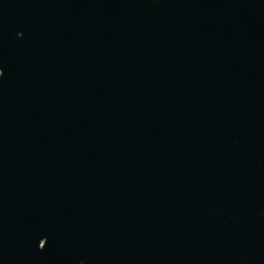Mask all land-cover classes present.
Here are the masks:
<instances>
[{"label":"water","instance_id":"1","mask_svg":"<svg viewBox=\"0 0 264 264\" xmlns=\"http://www.w3.org/2000/svg\"><path fill=\"white\" fill-rule=\"evenodd\" d=\"M0 264H264V0H0Z\"/></svg>","mask_w":264,"mask_h":264}]
</instances>
